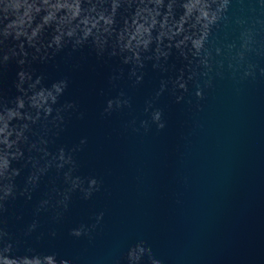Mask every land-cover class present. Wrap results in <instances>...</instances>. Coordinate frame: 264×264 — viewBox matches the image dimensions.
Returning <instances> with one entry per match:
<instances>
[{
  "label": "water",
  "instance_id": "water-1",
  "mask_svg": "<svg viewBox=\"0 0 264 264\" xmlns=\"http://www.w3.org/2000/svg\"><path fill=\"white\" fill-rule=\"evenodd\" d=\"M114 2L121 6L103 58L89 40L75 53L68 47L53 59L31 64L46 86L68 77L60 103L75 102L77 110L68 114L58 138L45 135L43 119L30 123L29 141L21 143L25 155L13 161L21 169L17 189L24 188L32 172L43 174L31 199L17 195L8 201L0 222V231L7 233L0 237V257L55 255L57 264H150L147 257L138 261L131 256L139 255L144 241L162 264H264V0H230L205 45L214 69L209 77L189 82L187 93L174 95L170 84L155 101L164 113L162 130L151 123L146 102L162 79L178 76L180 69L203 72V56L198 59L188 41L181 44L184 34L163 43L155 39L161 31L157 24L150 49L141 52L144 79L135 85L128 75L133 64L123 63L133 53H120L119 34L131 26L137 4L105 0L101 7L110 13ZM3 16L0 9V22ZM51 38L46 32L40 44L46 46ZM113 48L118 54L109 56ZM158 48L170 52L168 73L154 70L147 59ZM20 67L14 59L0 75V90L8 98L17 95ZM121 68L124 77L114 87L109 78ZM208 78L211 87L205 84ZM201 89L203 98L196 95ZM180 94L185 98L177 103ZM124 98L131 107L104 111L109 99ZM144 120L150 122L148 131L141 126ZM41 138L48 143H40ZM82 139L87 143L81 145ZM77 145L76 175L96 178L99 191L89 199L79 190L72 192L65 208L69 185L54 156L61 146ZM81 227L91 229L90 234L71 235Z\"/></svg>",
  "mask_w": 264,
  "mask_h": 264
},
{
  "label": "clouds",
  "instance_id": "clouds-1",
  "mask_svg": "<svg viewBox=\"0 0 264 264\" xmlns=\"http://www.w3.org/2000/svg\"><path fill=\"white\" fill-rule=\"evenodd\" d=\"M122 2L130 7L134 3L137 4L131 26L119 34L120 53L129 51L133 53L132 56H125L123 63L133 64L128 75L129 79L135 78V85H139L144 79L145 73L142 70L145 63L141 52L142 50L147 52L150 49L154 39L153 31L157 24L161 31L155 39L163 43L165 38L172 39L184 34L181 44L188 41L194 53L200 54L197 58L200 59L203 56L201 60L203 72L190 67L180 69L178 76L162 79L154 98L146 102L145 112L151 110V123L156 124L158 130H162L166 127L164 113L163 109L154 106L155 101L169 90L170 84L174 95L179 90L187 93L189 82L199 84L201 75L209 77L214 69L210 59V49H206L205 45L211 43V29L216 25L221 14L227 11L230 0H122ZM104 3L105 0H0V9L4 13L3 21L0 22V75L14 59L21 66L15 83L17 95L8 98L0 90V222H2L3 213L7 211L8 201L15 200L17 195L31 199V192L38 186L40 176L43 174V170L32 172L27 177L24 188L17 189L15 179L20 175L21 169L14 168L13 161H19L25 155L21 143L29 141L27 133L30 131V123H37L43 119L46 121L45 135L51 134L58 138L65 129L68 114L77 110L75 102L60 103V98L69 87L68 77H63L54 81L51 86H46L43 84V75L36 77L31 64L37 60L46 62L53 59L55 55L68 47L71 48L72 53H75L89 40L92 41L97 57L103 58L108 49L113 25L116 23V11L121 6L120 2L112 3L109 13L107 9L101 7ZM10 13L14 15V18H10ZM186 29L187 33H185ZM49 31L52 36L50 43L46 46L41 45L40 38ZM9 41L15 43L12 44ZM29 47L35 50V54L30 55L27 50ZM205 52L209 55H204ZM108 54L114 56L118 53L113 48ZM169 57V51L158 48L156 54L147 59L153 61L154 70L168 73ZM123 77V68L114 70L109 78L110 83L115 87L116 82ZM205 84L211 87V78H208ZM196 95L203 98L202 89ZM120 96L126 97L125 92L121 91ZM184 98L183 94L176 95V102L180 103ZM125 105L131 107L129 98L109 99L104 111L110 114L114 108H122ZM80 118H83V113L80 114ZM24 121L27 123H21ZM141 126L145 131L150 130L148 120L141 121ZM40 143L46 145L48 140L41 138ZM86 143V139L80 141L81 145ZM30 147L35 149L37 145L33 143ZM79 150V145L70 149L61 146L54 156L57 161V170L63 172L65 183L69 185L62 201L65 208L72 192L79 190L85 199H89L94 191H99V181L96 178L76 175L78 165L75 153ZM102 218L103 213L97 217V222ZM31 227L34 229L35 223ZM95 227L96 225L92 226L93 229ZM90 232L91 229L85 230L81 227L73 229L71 235L80 237L89 235ZM51 234L55 236L56 232L53 231ZM3 235L7 233L0 231V237ZM131 256L138 261L142 257L143 260L147 257L150 264H162L144 241L139 247V255L133 252ZM0 260L2 264H57L55 255L43 257L6 255L0 257ZM61 264H68V262L65 260Z\"/></svg>",
  "mask_w": 264,
  "mask_h": 264
}]
</instances>
